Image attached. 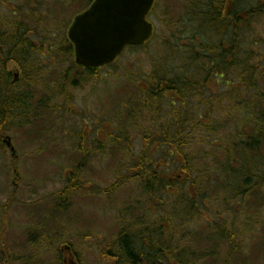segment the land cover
Masks as SVG:
<instances>
[{"label": "rangeland", "instance_id": "374dc122", "mask_svg": "<svg viewBox=\"0 0 264 264\" xmlns=\"http://www.w3.org/2000/svg\"><path fill=\"white\" fill-rule=\"evenodd\" d=\"M87 4L88 0H0V32L8 34L16 22L25 25L24 16L38 20L31 23L37 34L32 44L40 49L35 57L41 61L37 71L43 76L34 80L31 110L6 128L4 136L11 138L15 157L6 147L0 151V264H61L67 258V246L78 264H107L101 255L116 241L118 231L136 226L139 218L149 219V215L156 231L165 228L170 232L166 236L171 242L192 245L200 264L208 259L216 264H264V187L252 190L245 200L231 198L233 190L231 199L211 194L214 178L210 175L216 169L211 173L209 167L220 155L213 148L218 149L219 140L225 142L242 127L232 121L235 112L228 103L218 119L214 146L211 138L201 142L188 136L189 159L195 158L191 178L202 190L190 216L186 211L178 212L180 206L173 197L160 195L155 201L148 200L140 179L121 181L139 156L142 136L138 124L129 125L127 109L116 103L117 96L128 80L133 79L128 85L131 93L136 87L144 88L138 71L151 70L163 59L164 38L170 41L172 35H181L175 27L181 1L157 0L148 17L156 31L151 44L139 52H124L117 72L103 69L97 79L86 77L73 88L71 79L78 73L71 67L73 58L58 54L66 45L68 23ZM247 39L252 49L258 42V50L264 54V19ZM7 69L17 73L15 65ZM232 88L223 85L217 95L228 102L227 93L232 96ZM263 88L258 92L264 94ZM255 93L248 91L241 98L251 113H256ZM46 96L51 97L50 106L42 112L36 110ZM202 112L206 114L204 110L199 114ZM252 126L249 124L247 132H252ZM144 129L150 133L152 123ZM163 151L158 148L150 160L163 174H175L176 166L171 160L166 165L169 161ZM117 182L122 185L105 193ZM73 186L78 189L73 190ZM189 186L184 185L182 192L187 189L194 198L195 191ZM67 189L68 195L59 194ZM202 195H206L205 201ZM215 235L217 240L200 243ZM235 245L237 249L232 250ZM211 251L214 256L206 259ZM161 264L168 263L163 259Z\"/></svg>", "mask_w": 264, "mask_h": 264}, {"label": "trees", "instance_id": "16d2710c", "mask_svg": "<svg viewBox=\"0 0 264 264\" xmlns=\"http://www.w3.org/2000/svg\"><path fill=\"white\" fill-rule=\"evenodd\" d=\"M179 1L181 13L176 18L175 27L181 35H172L170 41L163 39V59L154 63L151 70L138 71L144 88L136 87L131 93L128 85H132L133 79L126 81L124 86L128 90L121 89L116 103L125 105L129 125L138 124L142 136L139 156L121 181L140 179L148 200L160 195L173 197L180 206L178 212L186 211L190 216L197 206L195 198L202 190L191 178L195 158L189 159L187 139L191 135L201 142L211 138L214 143L210 144L214 146L219 133L218 119L227 109L226 103L235 112L232 121L242 127L236 128L225 142L219 140L218 149L213 148L220 155L214 166L209 167L211 173L216 169L215 174L210 175L214 178L211 194L245 200L252 190L264 187V94L258 92L264 86V54L258 50V42L252 49L247 39V34L264 19V0ZM22 20L25 25L16 22L8 34L0 32V151L3 149L1 137L6 134L9 123L31 110L30 92L36 84L34 80L43 79L41 70L37 71L41 61L35 57L40 49L32 44L37 34L31 23L37 24L38 20L28 16ZM64 41L66 45L59 49L58 57H71L72 46L66 37ZM151 42L142 47L130 46L127 50L139 52ZM10 64L21 71L18 81H14L13 74L7 69ZM117 65L118 61L92 71L78 68L72 62L71 67L78 73L71 79V87H77L86 77L97 79V73L103 69L112 68L117 72ZM223 85L233 87L232 96L227 93L228 102L217 95ZM253 90L257 98L256 113H251L248 103L241 100L243 94ZM46 97L38 103L36 110H47L51 97ZM233 101L235 103L231 105ZM201 110L206 114H199ZM240 110L244 111L240 113ZM150 122L153 130L147 133L144 128ZM249 124L253 125L252 132H247ZM158 148H163L165 159L176 166L175 174H163L153 165L150 156ZM77 166L81 167L80 164ZM121 185L117 182L105 193ZM184 185H190L195 191L194 198L189 190L182 192ZM72 188L78 189L77 186ZM67 193L68 189L59 194L64 196ZM201 199L205 201L206 195ZM149 216V219L139 218L136 226L122 227L116 241L101 255V261L107 264H161L164 259L168 264H174V261L176 264H200L198 259L195 260L197 254L192 245L171 242L166 236L170 232L165 228L156 231L157 227L153 228ZM214 240H217L216 235L200 243L203 245ZM235 249L236 245L232 247ZM208 256H214V252H207L206 259ZM202 264H216V260L208 259Z\"/></svg>", "mask_w": 264, "mask_h": 264}, {"label": "water", "instance_id": "95a60500", "mask_svg": "<svg viewBox=\"0 0 264 264\" xmlns=\"http://www.w3.org/2000/svg\"><path fill=\"white\" fill-rule=\"evenodd\" d=\"M155 0H94L67 30L78 67L97 70L113 63L130 45L141 47L153 35L146 20ZM5 146L15 156L8 137Z\"/></svg>", "mask_w": 264, "mask_h": 264}, {"label": "flooded vegetation", "instance_id": "af4514ba", "mask_svg": "<svg viewBox=\"0 0 264 264\" xmlns=\"http://www.w3.org/2000/svg\"><path fill=\"white\" fill-rule=\"evenodd\" d=\"M14 80H17V79L15 78ZM12 83H15V82H12ZM11 156H12V154H11ZM13 162H16V159H14ZM15 167H16V165H15ZM14 170H16V168ZM74 259L75 258L73 256V253H71V256L67 255V258L64 259L63 263L64 264H69V263L76 264V262H74Z\"/></svg>", "mask_w": 264, "mask_h": 264}]
</instances>
